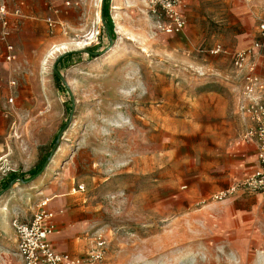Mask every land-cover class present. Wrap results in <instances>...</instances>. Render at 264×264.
I'll use <instances>...</instances> for the list:
<instances>
[{
  "label": "rangeland",
  "instance_id": "1",
  "mask_svg": "<svg viewBox=\"0 0 264 264\" xmlns=\"http://www.w3.org/2000/svg\"><path fill=\"white\" fill-rule=\"evenodd\" d=\"M101 2L0 0V264L12 219L45 199L58 229L102 238L105 264H255L247 230L252 213L263 227L264 195L214 197L256 165L246 136L264 125L263 41L252 48L264 0H186L176 36L148 0H110L112 39ZM87 49L59 64L62 88L56 60Z\"/></svg>",
  "mask_w": 264,
  "mask_h": 264
},
{
  "label": "built area",
  "instance_id": "2",
  "mask_svg": "<svg viewBox=\"0 0 264 264\" xmlns=\"http://www.w3.org/2000/svg\"><path fill=\"white\" fill-rule=\"evenodd\" d=\"M149 11L156 16L158 29L169 36L182 34L186 28L185 3L182 0H148ZM5 7L0 6V16L4 15ZM261 41L252 48H260L264 44V18L258 26ZM247 51L238 52L235 60L243 59ZM11 59L10 56L7 57ZM264 113V108L261 109ZM264 119V117H263ZM264 123V122H263ZM256 137L257 156L256 169L241 182L220 191L215 200L221 201L227 197L240 193L242 195H264V125L257 133H247L248 138ZM49 199L41 201L36 209L23 218L15 217L11 226L16 236V253L23 264H105L106 247L100 236H95L84 258H73L66 253L59 252L51 241L55 233V213L48 209Z\"/></svg>",
  "mask_w": 264,
  "mask_h": 264
},
{
  "label": "crops",
  "instance_id": "3",
  "mask_svg": "<svg viewBox=\"0 0 264 264\" xmlns=\"http://www.w3.org/2000/svg\"><path fill=\"white\" fill-rule=\"evenodd\" d=\"M229 1H231V4H236V0H229ZM183 2L187 6L186 0H183ZM240 12L242 15H244L246 11L245 9H242ZM254 169H256V165L252 167V172L250 174L253 173ZM49 203H51V199L49 200ZM49 210L56 214L55 211L51 209ZM253 216L254 214L252 213V217H250L251 227L248 228L247 234L251 235L252 239H254L251 242V244L253 245L252 251L254 252L260 251L262 254L256 255L255 253H253L250 260H252L253 263L255 264H264V214L261 217L263 221L262 222L263 227L259 233H258L259 228L257 224L258 217H253ZM54 221H55L56 230L51 237V241L55 249L59 252L66 253L73 258H84L93 242V239H91L90 242H88L87 238H84V240L81 238L83 241H85V243H82L79 241L77 230L75 228L61 227L58 229V221L56 215ZM12 231L14 235V245H15L14 254L8 257V259L5 261L4 264H23L21 258L16 253V236L13 228ZM260 233L262 235L261 243L256 238V236L258 237Z\"/></svg>",
  "mask_w": 264,
  "mask_h": 264
},
{
  "label": "trees",
  "instance_id": "4",
  "mask_svg": "<svg viewBox=\"0 0 264 264\" xmlns=\"http://www.w3.org/2000/svg\"><path fill=\"white\" fill-rule=\"evenodd\" d=\"M109 1L110 0H103L102 2V8H101V20L103 23V29L106 30L107 36L109 39H112V37H114V32H113V23L111 21L110 15H109ZM83 52L88 53L90 55H93L94 53L91 52L90 50H85V51H81V52H68L65 53L63 55H61L57 60H56V68H55V74H54V79L57 81V83H59V85L64 88L65 84L62 80L61 74L57 71L58 69H60L61 71L63 70V68H58L60 63H64L65 65L69 64V61H71V59L73 57H77L80 56L81 54H83ZM54 143H52V146L54 147ZM47 160V158H45L43 160L42 163H40L37 168L32 169L31 171H29L28 173L24 174H17V173H12L9 175L8 179H6V181L2 182V188H1V192H3L4 190L8 189L11 184L13 182H17V183H27L28 181H30L31 179H33L34 177H36L40 171L43 168V165L45 163V161ZM15 182V183H16Z\"/></svg>",
  "mask_w": 264,
  "mask_h": 264
},
{
  "label": "water",
  "instance_id": "5",
  "mask_svg": "<svg viewBox=\"0 0 264 264\" xmlns=\"http://www.w3.org/2000/svg\"><path fill=\"white\" fill-rule=\"evenodd\" d=\"M101 1L103 2V0H101ZM102 2H101V8H102ZM100 13H101V12H100ZM63 82H64V81H63ZM61 135H62V131H60V132L58 133V135H57V140L61 137ZM56 146H57V141H55V143H54V147H53V149H52V153H51V154H53V152H54ZM51 154H50V156H51ZM46 165H47V160L45 161V163H44L42 169H44V168L46 167Z\"/></svg>",
  "mask_w": 264,
  "mask_h": 264
},
{
  "label": "bare ground",
  "instance_id": "6",
  "mask_svg": "<svg viewBox=\"0 0 264 264\" xmlns=\"http://www.w3.org/2000/svg\"><path fill=\"white\" fill-rule=\"evenodd\" d=\"M85 45H88V43H86V41L83 42V43H78V44H76L75 47H78V48L80 49L81 47H83V46H85ZM66 49H67V47H66V46H63L62 48H59V49L57 50V52H58V51H62V50H66ZM62 196H63V195H62Z\"/></svg>",
  "mask_w": 264,
  "mask_h": 264
}]
</instances>
